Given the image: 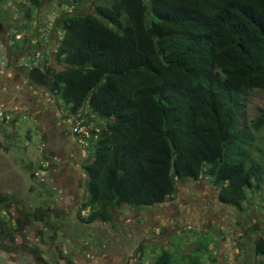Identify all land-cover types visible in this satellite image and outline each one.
<instances>
[{
  "label": "trees",
  "instance_id": "trees-1",
  "mask_svg": "<svg viewBox=\"0 0 264 264\" xmlns=\"http://www.w3.org/2000/svg\"><path fill=\"white\" fill-rule=\"evenodd\" d=\"M95 8L63 18L55 59L64 68L49 81L84 123L105 122L85 144L83 207L101 206L89 219L111 206L161 203L176 179L204 177L241 209L247 188L264 180V160L251 156L241 127L244 96L264 91V0H105ZM153 264L178 263L165 249Z\"/></svg>",
  "mask_w": 264,
  "mask_h": 264
},
{
  "label": "rangeland",
  "instance_id": "rangeland-1",
  "mask_svg": "<svg viewBox=\"0 0 264 264\" xmlns=\"http://www.w3.org/2000/svg\"><path fill=\"white\" fill-rule=\"evenodd\" d=\"M104 3L105 0H41L39 6H36L31 0H0V68L9 67L8 58H10L13 67L12 62H15V65L17 57L20 58L19 65L27 66L30 73H34L35 68H41L40 79L42 82L38 81L37 87L30 92L38 91L40 94L43 90L47 91L46 82L52 79L58 70L64 68L55 59L56 48L64 34L63 18L74 12H94L97 4ZM28 9L31 11L29 15L27 14ZM17 34H22V37L18 39ZM8 41H11V45L6 47ZM28 43L32 45H29V48L24 47ZM37 58L40 59L38 63ZM45 63L48 66L44 70L42 68ZM21 70L17 72L20 79L23 77L22 85L26 86L27 84L26 89H28L35 83L33 78H37L36 76L31 78L27 72H21ZM27 94L28 92H26ZM54 94L63 114L68 112L69 116L74 117L70 105L58 93ZM244 102L241 127H246L252 137L251 147L248 148L252 157L264 160V126L259 130L253 126L254 120L261 113L260 110H264V91L255 90L246 94ZM13 115L10 113V119L15 117ZM0 120H2L1 117ZM55 121L57 122L58 119L55 118ZM95 122L99 121L96 119L90 124L94 125ZM100 122L104 124L103 120ZM100 122L99 124H101ZM10 125L11 122L8 121L6 126L10 127ZM64 131L66 130L60 134L64 138H71L72 135L80 137V135L73 134L72 128L67 129V132ZM16 132L18 135L12 144L9 139L0 137V142L9 147V152L0 147V155H4L6 160L11 163L10 170L14 172H10L8 175L2 173L5 184L0 183V190H3L4 187L7 192L17 190L20 192L18 194L22 195L34 208H39L41 205L44 207L48 198L42 188L45 184L41 183V177L46 171L39 170L41 161L39 147L42 137L38 133V122L21 116ZM95 132L97 131L95 130ZM97 133L99 134V132ZM79 139L81 140V138ZM13 145L16 146L13 147ZM26 149L29 152H26ZM31 150L34 151V154L31 153ZM28 155L31 158L35 156L36 159L30 161ZM12 159L17 160L13 161ZM26 162L34 166L32 172L36 173V177L32 178L29 165H26ZM5 165L1 168L4 169ZM176 186L175 194L168 197L163 203L143 208L125 205L123 209H113V217L115 216L112 230L113 249L128 251V255L125 256L124 262L121 264H128L126 261L132 257L135 247H143V252H139V250L135 252L134 264L139 262L153 264L157 256L165 249L172 251L178 264H242L239 259L244 260L247 257L239 256L243 251L249 249L250 235L258 228V225H255L256 228H248V224H253V221L255 222L258 218L263 221L264 180L259 188L256 186L247 188L248 197L241 209L220 202L217 196L220 185L210 177H204V179L197 180L196 183L192 179H176ZM57 193L58 190L55 191V194ZM48 207L49 205L46 208ZM52 220L55 221L54 215L47 219V221ZM122 224L124 229L120 231L122 227H118V225ZM61 235V231H58V241L63 240ZM72 236L77 241H87L83 234L75 233ZM238 240L242 241L238 242ZM10 259L12 263H9L4 257H0L2 264H16L14 263L16 259ZM118 259H120V255L113 254V264H119ZM252 260L253 258L250 259V262L254 264L255 261ZM57 263L65 264V261L59 260Z\"/></svg>",
  "mask_w": 264,
  "mask_h": 264
},
{
  "label": "flooded vegetation",
  "instance_id": "flooded-vegetation-1",
  "mask_svg": "<svg viewBox=\"0 0 264 264\" xmlns=\"http://www.w3.org/2000/svg\"><path fill=\"white\" fill-rule=\"evenodd\" d=\"M17 35L18 39L22 37V34ZM9 45H11V41L6 43V47ZM29 45L32 44L28 43V45H25L24 47L29 48ZM7 52L9 53L8 50ZM15 59L16 64L14 65L15 62H12L15 69L16 67L18 71L22 69L21 72H27L31 78L36 76L37 79L33 78L35 83L38 81L40 83L42 82L40 79L41 68H35L34 73H30L28 72L29 70L27 66L19 65L20 58L17 57ZM7 62L8 66L11 67L10 58H8ZM47 66L48 64L45 63L42 69L45 70V67L47 68ZM49 81L46 82V87L48 86L47 90L55 95L49 89ZM55 101L58 104V112L63 114L62 109L60 110L59 107V101L56 99ZM24 106H22V109L21 107H18L17 109L0 107V117L2 118V120H0V137L9 139L11 144L18 135L16 129L21 116L39 122L35 116V111H33V106L29 103H26ZM52 111L54 112V110ZM10 113L14 114L15 117L10 119ZM74 117H77V115L74 114ZM8 121L11 122L10 127L6 126ZM74 123L75 122H73V125ZM79 141L81 142L80 139ZM81 143L83 147L80 148V151L77 150V148H74L75 151L70 153L65 152L63 155L61 152H54L57 154L56 156H59L57 157L59 161V173H61L59 175L63 178L60 186L57 183L58 177H56L58 176V173L56 176L53 174V167L57 165L53 160L56 156L52 153V155H48L47 152L46 155L43 150L39 149L41 160L39 163V170L42 169L46 171L44 176L41 177V183L45 184L42 188L44 192H46L48 198V200L45 201L47 204L44 207L41 205L39 208H34L30 202L21 198L22 195L18 194L20 192L17 190H15V193L12 195L16 198L15 204H11L9 200H6L9 198H7L5 187L3 190H0V257H4L9 263H12L10 258H13L16 259L14 261L16 264H51V262L52 264L53 262L54 264H58L57 262L59 260L65 261V264H113V254L115 256L116 254L120 255V259H118L119 264L124 262L123 259L128 255V251H115V249H113L112 230L113 222H115V219L113 220V218H115V216L113 217V209L117 208L111 206L105 215L97 214L94 218L89 219L90 216L101 209V206L97 205L92 207L91 205H88L83 207L84 202L89 198L90 194L86 182L87 178L84 167L90 158V153L84 141ZM0 144L2 143L0 142ZM15 146L13 145V147ZM3 148L5 151L9 152L8 145H4ZM2 156L3 155H0V183L5 184L2 173L8 175L10 172H14L10 170L11 163L7 160L5 161ZM29 159L30 161H33L36 157L33 156V158H31V156H29ZM12 160L16 161L17 159ZM4 164L6 165L4 169H2L1 166ZM27 164L29 165L32 178L36 177V173L34 174L32 172L34 166L26 162V165ZM14 181L16 182L15 179ZM192 181L194 183L197 182V180L194 179H192ZM56 190H58V196H55L57 195L55 194ZM217 196L220 199V191ZM220 202H222L221 199ZM48 205L49 207L46 208ZM125 205L133 207L130 204H123L118 207V209H123ZM224 205L228 204L224 203ZM110 214L111 217H109ZM51 215L55 216V221H47ZM258 220L259 218L255 222L253 221V224L249 223L248 228H256L259 223ZM119 226L122 227L120 230L122 231L124 229L123 224L118 225V227ZM258 230L259 229L257 228L250 235L251 242L249 241V249L243 251L239 256L244 258V255L247 258H244V260L239 259V257L237 258L242 264H252V262H250L251 258H253L252 261H255L254 264H264V255H257L253 248L255 243L253 240V233ZM58 231H61L62 233V241H58L57 239ZM75 233L83 234V237L87 241L75 240L72 236ZM239 241L242 240H238V242ZM137 250L143 252L141 247H135L132 252V257L129 261H126L128 264H134V256ZM0 264H2L1 261Z\"/></svg>",
  "mask_w": 264,
  "mask_h": 264
},
{
  "label": "crops",
  "instance_id": "crops-1",
  "mask_svg": "<svg viewBox=\"0 0 264 264\" xmlns=\"http://www.w3.org/2000/svg\"><path fill=\"white\" fill-rule=\"evenodd\" d=\"M17 71L18 70L14 69L12 66H9L7 69L0 68V107L11 109H17L18 107H21L22 109V106H24L26 103H29L33 106V111H35L36 114L35 116L39 120L38 133L42 137L40 149L43 150L45 154L47 152L48 155L54 154V156H56L57 154L54 152H61L63 155L65 152L70 153L75 151L74 148H77V150L80 151V148L83 147L81 143L82 140L80 142L79 138L75 137L74 135H72L71 138H64L62 135L60 136V134L63 132V130H66L64 132H67V129L70 130L72 128L73 122L83 118V116L77 115V117H71L68 113H59L58 104L55 101V95L51 94V92L48 90H43V92L40 94L38 91L30 92V90H34V88L37 87L36 83H33L32 86L26 89L27 84L26 86H23L24 84L22 85L23 77L20 79L19 73ZM26 92H28L27 95ZM52 104L54 105L50 108ZM51 109L54 110V112ZM55 118L58 119L57 122L55 121ZM83 119L87 121V117ZM97 121L100 122L99 119H97ZM95 123V125L98 124L97 122ZM3 146L4 144H0L1 148H3ZM26 152H29L28 149H26ZM31 153L34 154V151L31 150ZM29 156L30 155H28V157ZM2 157L4 160H6L4 155ZM57 157L59 156H56V158L53 159L57 164L53 167V174L56 176L58 173V176L56 177H58L57 183L60 186L62 184L63 178L61 175H59L61 173H59V161ZM13 193L15 192H7L6 194L7 198H9L6 200H9L11 204H15L16 201V198L12 196ZM21 198L25 199L23 196Z\"/></svg>",
  "mask_w": 264,
  "mask_h": 264
},
{
  "label": "built area",
  "instance_id": "built-area-1",
  "mask_svg": "<svg viewBox=\"0 0 264 264\" xmlns=\"http://www.w3.org/2000/svg\"><path fill=\"white\" fill-rule=\"evenodd\" d=\"M38 61H40L39 58H37V63H38ZM84 121L85 120L83 118H80L79 120H76L72 129H73V133L74 134L80 135L79 138H81L82 141L84 139H86V141H84V142H85V144H88V138L91 136L92 130L95 129L97 132H99L100 131V127L99 126L95 127L94 126L95 124L94 125L90 124V123L86 124V123H84Z\"/></svg>",
  "mask_w": 264,
  "mask_h": 264
}]
</instances>
